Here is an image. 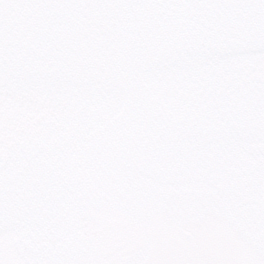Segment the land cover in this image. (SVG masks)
Wrapping results in <instances>:
<instances>
[{
    "label": "snow or ice",
    "instance_id": "obj_1",
    "mask_svg": "<svg viewBox=\"0 0 264 264\" xmlns=\"http://www.w3.org/2000/svg\"><path fill=\"white\" fill-rule=\"evenodd\" d=\"M0 264H264V0H0Z\"/></svg>",
    "mask_w": 264,
    "mask_h": 264
}]
</instances>
